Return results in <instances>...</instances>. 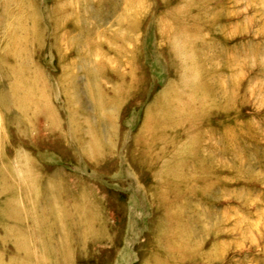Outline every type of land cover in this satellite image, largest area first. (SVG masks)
I'll use <instances>...</instances> for the list:
<instances>
[{
    "label": "rangeland",
    "instance_id": "obj_1",
    "mask_svg": "<svg viewBox=\"0 0 264 264\" xmlns=\"http://www.w3.org/2000/svg\"><path fill=\"white\" fill-rule=\"evenodd\" d=\"M0 264H264V0H0Z\"/></svg>",
    "mask_w": 264,
    "mask_h": 264
}]
</instances>
